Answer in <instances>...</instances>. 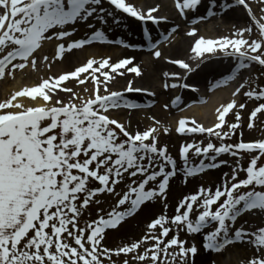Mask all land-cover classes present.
<instances>
[{
	"label": "snow or ice",
	"instance_id": "1",
	"mask_svg": "<svg viewBox=\"0 0 264 264\" xmlns=\"http://www.w3.org/2000/svg\"><path fill=\"white\" fill-rule=\"evenodd\" d=\"M255 4L259 15L252 0H224L219 5L221 12L242 6L249 22L234 26L228 36H200L190 49L197 66L215 57L233 63L229 74L215 81L216 87L236 80L238 73L253 66L262 71L255 77L249 75L233 91L234 98L216 108L213 127L195 120L188 126L186 119L178 120L174 131L185 137L178 150L179 165L168 146L159 144L160 135L171 134L172 128L150 117L153 126L133 133L128 130L130 121L126 125L111 116L116 110L145 107L128 98L129 93L147 91L135 87V80H129L123 91L111 87L117 77L142 75L134 57L117 62L111 56L89 58L72 71L42 79L37 86L25 87L0 102V264H105V260L116 264L113 256L121 255L126 257L122 264H195L199 249L194 241L189 245L187 239H181L182 232L202 234L205 251L219 253L234 243H247L254 251L245 264H264V226L236 227L244 214H264V164L259 163L264 158V139L225 142L241 129L239 110L245 109L246 103H238L235 97L242 90L247 89L242 94L248 101L258 102L250 112L248 129L264 115V86L259 83L264 76V0H255ZM174 5L187 20L188 12L197 11L202 0H174ZM216 7V0H209L206 16L192 19L191 24L215 15ZM159 11V6L145 11L132 0H0V79L14 76L16 70L29 64L35 69V54L45 43L55 44V56L43 57L48 68L73 50L94 43L135 48L123 38L109 39L104 30L109 19L122 24L119 12L144 25L149 21L160 25L168 18L155 15ZM81 24L89 32L73 39ZM178 27H172L164 41H169ZM186 35L195 37L197 29L190 28ZM144 36L152 55L161 58L158 42H152L146 27ZM168 62L178 65L185 75L163 72V87L189 88L187 83H168L167 78L184 81L196 68L183 59ZM68 82L78 86L90 83L92 87H85L87 95H82ZM18 98L30 99L32 106ZM181 103L180 95L171 101L175 107ZM234 109H238L236 122L224 131L226 116ZM196 135L208 142H197ZM224 155L236 158L235 163L220 159ZM245 155L249 157L246 167L242 163ZM193 158L199 162L194 163ZM223 166L232 170L223 174L214 190L199 186L194 194L177 202L172 216L167 215V190L173 178L181 175L186 184L189 178ZM127 180V190L117 192V185ZM92 182L100 186L90 187ZM104 193L118 197L116 205L106 215L101 209L96 220L82 226L85 211L93 203L98 205L101 201L97 197ZM158 200L164 201V212L146 225L140 240L114 250L102 244L107 230L117 229L146 202ZM205 228L212 230L204 233Z\"/></svg>",
	"mask_w": 264,
	"mask_h": 264
},
{
	"label": "rangeland",
	"instance_id": "2",
	"mask_svg": "<svg viewBox=\"0 0 264 264\" xmlns=\"http://www.w3.org/2000/svg\"><path fill=\"white\" fill-rule=\"evenodd\" d=\"M228 2L231 3L232 0H228ZM252 4H253L254 9L257 11V14L259 15L260 14L259 8L256 6L255 0H252ZM151 5H152L151 7L158 6V5H155V3ZM147 8H150V7H147ZM233 10L235 11L237 10V12H241L244 14L246 13V10L243 9L242 6L234 7ZM248 22H249V18L247 17L245 18V20L241 22L234 21L232 22L231 25H228V24L221 25L222 20H220L217 17H213V19H211L206 24L211 26L210 31H212L213 28L216 29L219 26H222V28H228V26H230L229 28H232V27L234 28V26L239 27L242 25H246ZM201 24H204V23H201ZM192 27H196V26L194 25L191 27H181L182 32L183 34H185V36L183 39L181 36L177 37L179 40L178 42L173 44V49L170 48L169 46H167L166 50H164L163 47L158 48L162 52L161 58H153L154 59L153 62L142 58L144 66H146L149 69L148 74L153 75V77L151 78V81L153 82L151 86L155 88L156 91H158V93L154 92V95L152 98L150 97H147V98L155 99L154 100L155 103L156 101L160 99L161 100L167 99L169 101H172L178 95L177 90L161 92L162 90L161 88H163V84L166 82L165 81L166 78L163 77V72L166 71L167 69L166 66H168V60H170L175 50L180 51L181 55H186L188 59L194 55L193 53H191L190 49L193 46L195 39L199 38L201 35L199 34V35H196L195 37H189L188 35H186L187 31ZM179 43H180V47L178 48ZM101 50L105 53L111 52L109 45H102ZM116 52L117 54L120 55L124 52V49H120ZM51 53H52V57H54L55 49L48 51V53L45 55L49 56V54ZM173 59H178V58L173 57ZM42 67H43V61H41L40 63H37V66L35 69H33L30 65L29 68L26 67L24 70H16L14 73V76L6 75L5 79L7 80V82H13L12 80L17 79L19 83L22 85L32 83L34 79L39 80V76L42 74V69H43ZM227 68H228V64L226 62L221 61L218 65L214 67H208V68L203 69L196 76L199 77V80L203 79L204 80L203 83H205L206 81V84H207L208 83L207 80L211 79V77L207 79V76L208 74H211L214 69L215 70L221 69L222 71H224ZM261 71L262 70L260 67L257 68V70L254 72L253 77L260 75ZM47 72H48V68L45 67V74H47ZM143 72L145 73V70H143ZM167 82L169 83V81ZM259 83L262 86H264V76H261ZM124 84H126V82H124ZM207 85L209 87V84ZM139 87H142V85H139L138 88ZM205 89L208 93L207 88ZM244 90H247V89H244ZM244 90H242V92ZM242 92L238 96L239 98L238 103H246V108L243 110H239L241 112V129H238L236 135L233 136L231 139L226 140L225 141L226 143L235 144V143L240 142L241 139L244 142H253L259 139H264V115L258 116L257 120L255 121V126L252 129H248L247 127L249 123L250 112L257 106L258 102H256L255 100L248 101L247 98L243 96ZM207 93L205 94L204 92L203 94L204 97L208 96ZM81 94L84 95L83 93ZM60 95L62 97L65 96L64 93H61ZM191 96L195 97L197 95L185 94L183 97H191ZM152 104H153V100L148 105H152ZM155 107L152 109H150L151 107L145 109V111H143L144 113H141V111L139 112L121 111L120 116L124 119L123 123H125L126 125L130 121L131 127H129L128 130L133 133L137 129H139L140 131H143L145 130L146 127L153 126L155 122L154 120L150 119V117H154L155 120L160 121L162 125L172 128L173 131L171 132V134H161L160 135L159 144L161 146L163 145L168 146L169 153L178 160V165H179L178 150H179L180 145L184 142L185 139L180 138L177 140H173L176 134L174 131L175 126L171 122H169V119L167 120L161 117V115L155 114V111H154ZM171 110L172 109H170L169 112H171ZM237 110H234L232 114L229 117H227L226 119L227 124L224 128V131L228 130L227 125H230L231 123L236 122V117L234 113ZM142 121L143 122L146 121L147 123L146 127H144L145 124H143ZM241 132H242V137H241ZM195 139L197 140V142H199L200 140H204L205 144L208 142L202 135H196ZM213 142H215L217 145L220 144V141L215 140L214 138H213ZM220 159L227 160L230 163L234 164L236 158H232L229 155H224ZM193 160H194V163L199 162L198 159L196 158H193ZM248 162H249V157L245 155V158L242 161V163L246 167ZM259 163L264 164V158H262ZM222 168H223L222 169L223 172L220 175H215L216 171L214 172V170H209L204 174L198 175L196 178H189L188 180L191 179L192 185L194 186L193 189L190 188L192 190L187 191V192L181 191L179 195L175 196L174 198L172 197L171 190L169 188L167 190V201L166 202L169 204L170 207L167 210V215L172 216L174 214L175 207L177 206V202L180 199H182L185 195L194 194L198 190L199 186L203 185L205 188L211 187L214 190L215 187L221 183L223 174L230 173L232 170L228 166H223ZM241 178H244L243 173H241ZM137 179H142V178L138 177ZM127 183H130V180H127L117 185L116 191L122 194L124 191L127 190ZM99 186L100 185L98 184V182H92L90 184V187H93V188L99 187ZM175 198H177V202L173 203ZM97 199H99L101 202L98 205L95 203L91 204L89 208L85 211L84 216L81 218V221H80L82 226L84 225L85 221L96 220L98 218V215L101 214L100 213L101 209H103V214L106 215L116 205L118 197H116L114 194L104 193V194L98 195ZM163 204H164V201L162 200H158L156 202H146V204L142 206L143 207L142 211L136 214L135 217L121 223L120 226L115 230H107L106 238L102 242V244L106 246L107 248L114 250L120 246H123L124 244L140 240L146 233V225L151 220L156 218L159 214H162L164 212ZM241 224H243L246 229H250V228L256 229L260 226H264V214H259L256 212H253L252 214H244L241 218L238 219L236 227H239ZM204 230L210 231L212 229L205 228ZM207 232H204V233H207ZM181 239H187L189 242V245L194 241L196 246L198 247L199 252L195 257V264H203V259H206V258L208 262L207 264H245L246 260L252 256L253 251H254L251 245L247 243H241V242H237L228 247H225V249L219 253L211 251V250L205 251L203 247L204 241H203L202 234L186 235L185 233L182 232ZM124 259H126V257H124L123 255H121L120 257L113 256V260L116 261V264H122V261ZM105 264H108L107 260H105Z\"/></svg>",
	"mask_w": 264,
	"mask_h": 264
},
{
	"label": "bare ground",
	"instance_id": "3",
	"mask_svg": "<svg viewBox=\"0 0 264 264\" xmlns=\"http://www.w3.org/2000/svg\"><path fill=\"white\" fill-rule=\"evenodd\" d=\"M133 3H135L139 7H151L153 3L155 5H158L160 8L159 14L163 13V17H169L167 22H162L160 25H151L150 26V33L153 37L152 42H158V47L162 46L164 47V50L167 49V46L173 49V44L178 42V36H181L182 39L184 38L185 34H183L181 27H188V26H194L191 24L192 19H198L200 16H206L207 9L209 8V0H202V5L198 7V10L195 12H192L190 15H188V19L184 20L181 18V16H175V11H174V0H132ZM224 0H216L217 7L213 10L216 14L212 15L210 17H207L198 23H204L200 24L201 27L199 26V30L197 31V34L205 37V38H219L223 36H228L231 35L233 31V27L229 28H222V26L217 27L216 29H212L210 31L211 26L207 25L206 23L209 22L213 17H217L220 20H222L221 25H231L232 22H237V21H243L245 18H247V13H241L237 12V10H233V8H229L226 11L221 12L219 5L223 3ZM246 15V16H245ZM118 17L122 18V24L116 25L112 23V20L109 19V24L108 27H106L104 30L106 34L108 35L109 39L111 40H118L123 38L127 43L136 45L135 48H125L126 51L122 54H117L116 51L120 50L118 47H122L120 45L116 44H111L110 47L111 52L105 53L101 50V46L98 45H90V46H85L84 49L82 50H73L71 54H66V58L61 61V60H56L53 64L52 67L48 69L47 78L54 75L61 74L63 72L67 71H72L76 66H80L82 63H85L87 59L96 57H106V56H111L113 62H117L120 59L123 58H129V57H134V63L139 65L141 67V70H145V73L143 72L140 77H136L135 74L129 73L125 77H117V79L111 84V87L113 90H121L123 91L128 83L129 80H135V85L134 86H145V88H148L152 85L151 78L153 77L152 74H148L149 69L144 66L142 62L143 57H147L149 61H152V58L154 57L152 55V52L149 50L150 49V42L146 41V38L144 36V32L141 31L142 29V22H138L132 18H129L128 16L117 13ZM196 23V24H198ZM195 24V25H196ZM179 26L177 29V32L174 33L169 41H164L163 36L167 34L172 27ZM208 26V27H207ZM99 27V25H98ZM240 27V26H239ZM201 28V29H200ZM203 28V29H202ZM78 32L76 35L73 37V39H79L84 37L89 30L87 29V26L84 24H81L78 26ZM229 31V32H228ZM181 39V40H182ZM180 47V43L178 48ZM124 48V47H123ZM114 50V51H113ZM180 51L175 50L174 53L172 54L170 59L179 58L182 57ZM215 60V59H214ZM192 61V59H191ZM212 61V60H210ZM229 61V60H228ZM153 62V61H152ZM195 62V61H192ZM208 63V62H207ZM191 64V62H190ZM193 64V63H192ZM213 63L207 64V66H210ZM200 65V64H199ZM198 65V66H199ZM227 67V66H226ZM166 68H169L170 70H178V67L169 65L166 66ZM229 69H225L223 72L226 73ZM220 70L213 71L211 74H208L207 79L211 77V79L207 80V84H209L208 87V98H199L198 97H187L182 99V103L180 104V108L178 109H172L174 108L171 103L167 100H160L159 102H156L152 106H156L154 111L155 114L161 115V117L165 119H169V122H171L175 127L177 126L178 120L181 118L186 119L189 123L188 126H191V121L195 120L197 123L202 124L206 127H213L214 124L217 122L216 120V108L219 107L222 104H227L230 102L234 97L232 96V92L228 87L226 86H215V81L220 80L222 77H224L226 74L220 73ZM45 77V78H46ZM155 80V79H154ZM187 81V80H184ZM189 82H199L200 84H206L203 79L199 80V77H189L188 79ZM126 82V84H124ZM36 83V82H35ZM118 83V84H117ZM184 83V82H183ZM30 84V83H28ZM28 84H20L19 81L16 79L13 83H8L4 81L0 87L2 89H6L9 86H12L10 89L14 92L22 90L23 88L27 87ZM70 87H73L77 92H83L84 93V88L89 87L91 88L92 85L90 83L86 85H77L73 82H68ZM117 84V85H115ZM150 88H153L152 86ZM155 89V88H153ZM87 95L86 93H84ZM128 95V94H127ZM142 96L138 94H133L130 93V96L128 95V98L133 100L137 104L141 105H148L151 101H146V98H142ZM20 102L24 103L26 106H32V101L27 100L26 98H18ZM235 99H237L235 97ZM168 104L169 107L166 109L164 105ZM148 107V106H146ZM171 112H169V110ZM125 110V109H121ZM137 109H132L130 112H134ZM144 113V112H141ZM112 117L116 118L120 122H124V119L119 115H111ZM141 117V116H140ZM144 127H146L147 123L146 121H142ZM180 139L176 135L174 136L173 140ZM222 167L219 169L214 170L216 171L215 175H220L222 174ZM193 185L190 180H187V183L185 184L184 181L181 178V175H177L175 178H173L170 181V190H171V195L174 198L175 196H178L181 191H191L193 189ZM192 188V189H190ZM177 202V198L174 199L173 203ZM143 209V208H142ZM140 210V212L142 211ZM122 227V226H121ZM120 227V228H121ZM208 230H203V232H207ZM207 258L203 259V264H207Z\"/></svg>",
	"mask_w": 264,
	"mask_h": 264
}]
</instances>
